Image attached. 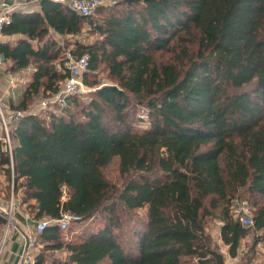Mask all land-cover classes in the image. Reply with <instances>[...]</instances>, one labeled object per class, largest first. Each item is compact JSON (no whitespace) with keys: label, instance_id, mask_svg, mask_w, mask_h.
<instances>
[{"label":"trees","instance_id":"trees-1","mask_svg":"<svg viewBox=\"0 0 264 264\" xmlns=\"http://www.w3.org/2000/svg\"><path fill=\"white\" fill-rule=\"evenodd\" d=\"M102 7L83 15L41 0L38 11L13 12L3 29L18 35L0 42L8 70L33 68L11 99V110L25 114L9 123L11 150L0 140V174L7 197L20 193L35 220L50 222L37 235L35 263L227 264L207 216L219 215L231 257L251 229L260 232L255 245L264 238V203L253 202L251 227L231 212L241 191L264 197V0H120L96 16ZM85 23L99 37L73 50L90 54L86 75L105 64L112 83L93 88L97 82L84 80L92 88L87 98L30 111L68 75L58 68L63 49L50 30L77 35ZM166 49L173 60L157 63ZM138 104L147 109L139 119L146 127L132 123ZM115 157L122 185L105 174ZM120 206L146 208L128 239L119 230ZM62 212L79 215L76 224L103 214L105 223L65 241L55 222ZM5 223L0 212V236Z\"/></svg>","mask_w":264,"mask_h":264},{"label":"built area","instance_id":"built-area-1","mask_svg":"<svg viewBox=\"0 0 264 264\" xmlns=\"http://www.w3.org/2000/svg\"><path fill=\"white\" fill-rule=\"evenodd\" d=\"M51 2L57 3L65 8H68L71 11L78 12L83 15L93 14L96 9L106 2L104 0H49ZM13 7L8 4H4L3 8L0 10V41L2 40L4 34L3 29L6 25L11 22V15L13 13ZM59 46L63 49V61L62 65H59L68 73L66 78L61 82V85L58 91L48 97L43 99L38 103V107L41 109H47L49 107H64L67 104L68 98L75 94H85L89 90L86 88L84 83V75L89 71L90 66V54L83 53L81 55H76L73 48L65 46L63 41L59 42ZM2 58L0 56V63ZM17 80L15 78L10 79L8 93L13 100L16 99V86ZM10 115L7 116L4 108L0 102V128H1V138L4 136L6 144L11 150L12 143L9 131V123L15 119L18 120L19 117L25 112L20 110H10ZM30 111H34L33 108H30ZM36 112V111H35ZM0 138V140H1ZM12 198L8 206L4 209H0V212L4 215L6 223L3 227L1 236H0V263L3 259L5 246L7 239L16 231L18 228V221L15 217V211L17 208V202L14 198V193L12 191ZM231 212L235 218H237L241 224L245 227H251L254 225V219L252 215V209L250 204L246 199L236 200L234 205L231 208ZM81 217L77 214L71 212H62L60 217L55 220L59 228L65 232L63 239L68 241L70 239L66 231L69 228V225L80 220ZM50 222L47 219L36 220L35 232L36 234L44 231ZM261 241L257 242L256 246H260ZM36 255L32 253H27L22 261L23 264H36L35 263Z\"/></svg>","mask_w":264,"mask_h":264},{"label":"rangeland","instance_id":"rangeland-1","mask_svg":"<svg viewBox=\"0 0 264 264\" xmlns=\"http://www.w3.org/2000/svg\"><path fill=\"white\" fill-rule=\"evenodd\" d=\"M119 1L120 0H104V2H106V3L102 5L103 7L100 8V11H99V13H97L98 15H96V16L103 15V14L107 13L108 11L115 9L116 4ZM49 34L51 37L55 38L56 40L63 41L65 43V46L69 47V48H74L75 43L77 41H79L83 44H86V45H91L99 37V34L95 33L91 29L90 25L87 23L84 24L82 32L77 34V35L62 36V35L54 32L52 30H50ZM34 44H36V41H34ZM173 53L174 52L171 49L161 50L155 54V59H156L157 63H164V62L173 60V57H174ZM32 71H33V68H30L29 72L32 73ZM84 80H87L91 83L97 82V83L91 84L92 86L94 85L93 88L96 87L99 83L100 84L112 83V80L108 75V70H107L105 64H100L97 70L90 72L88 75L85 74ZM86 88L89 91L92 89L89 86L88 87L86 86ZM21 91H22V88H21ZM89 91L86 92L82 97L87 98L89 96V94H88ZM42 100L43 99H41V98L36 99L30 108L31 109L33 108V110L36 112L42 113V111H44V109H41L40 107L37 106L38 103L41 102ZM0 102H1V105L3 107L1 95H0ZM136 106L137 107L135 110L132 109V123H134L135 125H139V123H141V121L139 119L147 118V109L143 105L138 104ZM49 108L52 109L54 107H49ZM70 110L77 112L79 109L76 108L72 104L70 107ZM147 123L148 122L142 121V125H139V126H145L146 127V126H148ZM105 174L111 182L116 183L118 185H122L123 178L121 177L120 172H119V158L118 157H115L113 159V161L105 168ZM2 180H3L2 184L5 188V192L7 193V191H8L7 183L8 182L6 181V177L2 176ZM241 199H246L248 201V203L250 204L251 209L253 208V202L254 201H257L259 204L264 203V197L263 196L251 197L250 195H248L247 192L241 191L238 194H236V197L232 200V202H231V203H233L232 206L234 205L236 200H241ZM119 210H120L119 211L120 219L122 220V226H121L122 228L119 230H120V232L122 230L123 239H128L131 236V230L133 229L134 225H138L139 221H142V219L145 218L146 208H139L137 210L128 212L126 210H123L122 207L120 206ZM103 218H104L103 214H99L96 219L91 220V221H87L83 224L72 223L71 224L72 227H70L71 230L70 231L68 230L67 234L70 236V238L72 236V239L75 240L76 236L80 232H82L84 230L98 229L99 227L103 226L105 223V220ZM205 222H206L207 231L210 233L213 243L219 248V250H221L225 254L226 262H229L230 255L228 254V246L223 244L221 241L220 229H221L223 222L220 220L219 215L217 213H214L213 216H207ZM256 234L258 236H260V232L254 234L253 230L251 229V233L247 237H245L244 239L241 240V245H242L243 249L240 248L239 251L243 252L245 255H243V258L241 259L239 264H244L246 259L250 258V257L252 258L251 261L253 259H255L256 257H257V259L259 257V258H261L260 264H262V263L264 264V251H262L260 254H258L256 252V249H255L256 247H259V248L261 247V244L264 243V238L258 237L259 239H257V240H258V242L261 241V244H260V246H256L255 245V240L257 238ZM36 241L40 243V240L37 238V236H36ZM243 245H244V247H243ZM39 249L41 250L42 247L39 246ZM252 250H254V251H252ZM47 254H52V252H47ZM66 255H67L66 252H55V253H53L52 256L59 257V258H65Z\"/></svg>","mask_w":264,"mask_h":264},{"label":"crops","instance_id":"crops-1","mask_svg":"<svg viewBox=\"0 0 264 264\" xmlns=\"http://www.w3.org/2000/svg\"><path fill=\"white\" fill-rule=\"evenodd\" d=\"M40 2L41 0H0V10L3 8L4 4H8L13 7V12H33L40 10ZM17 38L18 35H4L1 41H9L13 43ZM0 56L2 58V62L0 63V95L2 96L4 111L8 116L11 112L10 103L12 99L8 93L10 79L15 78L17 80L16 99H12L16 102L20 97L21 88H23L26 81L29 80L31 72H29L30 68L16 72H10L8 70L10 61L6 60L3 55L0 54ZM2 176L3 175L0 174V209L6 208L12 198V191L7 197V193L5 192V188L2 184ZM14 198L17 202L15 217L18 221V228L7 239L4 256L0 264H23L22 259L27 253L36 255L40 251L39 246H41V244L36 241V220L30 215L29 211L25 209L24 205L21 204L20 193L17 196H14ZM255 249L256 252L260 254L262 251H264V243L261 244L260 248L256 247ZM243 255L244 253L241 252V254L236 257L230 256V260L227 263L239 264L243 258ZM260 261L261 258L258 257L257 259L256 257L250 262H244V264H260Z\"/></svg>","mask_w":264,"mask_h":264}]
</instances>
